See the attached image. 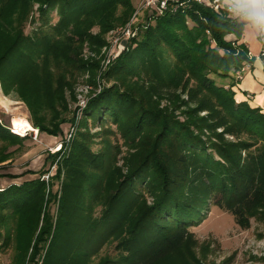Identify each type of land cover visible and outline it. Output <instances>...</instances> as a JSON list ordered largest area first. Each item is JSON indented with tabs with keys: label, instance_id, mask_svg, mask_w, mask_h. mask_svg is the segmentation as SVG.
Instances as JSON below:
<instances>
[{
	"label": "trees",
	"instance_id": "16d2710c",
	"mask_svg": "<svg viewBox=\"0 0 264 264\" xmlns=\"http://www.w3.org/2000/svg\"><path fill=\"white\" fill-rule=\"evenodd\" d=\"M212 1L148 11L101 69L105 35L131 20V0H0V84L39 131L59 135L76 89L92 93L70 144L48 155L50 179L0 188L10 264H207L191 228L211 205L242 229L264 223V111L234 91L253 62L239 43L250 0ZM35 4L40 25L26 34ZM25 138L0 121V164ZM108 247L115 254L101 255Z\"/></svg>",
	"mask_w": 264,
	"mask_h": 264
},
{
	"label": "rangeland",
	"instance_id": "374dc122",
	"mask_svg": "<svg viewBox=\"0 0 264 264\" xmlns=\"http://www.w3.org/2000/svg\"><path fill=\"white\" fill-rule=\"evenodd\" d=\"M142 0H131L137 13L133 26L142 22L151 14L148 11L140 10ZM38 4H35V10L25 26V33L31 34L39 25L40 21L37 12ZM134 16V15H133ZM54 23L57 16L54 12ZM133 18V17H132ZM131 18V20H132ZM131 20L128 22L130 23ZM119 25L111 29L105 35L106 45L102 48L103 61L101 69L106 68L108 56L116 58L125 50L128 42L122 36V29L128 25ZM97 32L98 28H94ZM119 39V41L117 40ZM263 57V56H261ZM91 88L80 86L76 89L75 96L69 100V111L64 114L67 118L66 122L60 125L61 133L53 136L39 131L38 138H33L34 133L28 132L27 136L21 143L11 146L6 150L9 153V159L0 164V175L13 174L22 175L17 179H10L7 176H0V188L7 187L13 183L21 184L26 180L38 178L41 171H49L48 174L42 176V179L49 180V175L56 163L52 158H48L49 153L56 154L63 152V145H69L73 139L77 124L75 125L71 119H75L78 123L79 113L85 108L90 100L92 93ZM14 116L26 117L33 127L32 116L27 105L19 99L16 94L5 95L0 85V121L10 126L11 119ZM98 130V129H96ZM95 130V131H96ZM63 140V141H61ZM63 148V149H62ZM3 149L0 143V151ZM29 172H37L31 174ZM52 175L54 174L51 173ZM60 188V181L54 180L53 190ZM57 212V204H51V213ZM206 217L203 222L191 228L199 245L196 247L198 256L207 264H264V223L252 220L249 229L240 228L234 217L218 206L211 205L205 211ZM115 254L114 247L104 249L101 255ZM11 252L0 254V264H10Z\"/></svg>",
	"mask_w": 264,
	"mask_h": 264
},
{
	"label": "crops",
	"instance_id": "0c3cea01",
	"mask_svg": "<svg viewBox=\"0 0 264 264\" xmlns=\"http://www.w3.org/2000/svg\"><path fill=\"white\" fill-rule=\"evenodd\" d=\"M226 1L235 5L240 4V0ZM241 8L244 12L242 19L246 21V25L239 43L247 46L253 62L243 68L242 78L234 87L236 100L238 102L246 101L252 107H260L264 111V58L261 57L263 45L259 37L258 27L252 20L253 15H255L254 11L249 7V3L241 6Z\"/></svg>",
	"mask_w": 264,
	"mask_h": 264
},
{
	"label": "built area",
	"instance_id": "2783aa9c",
	"mask_svg": "<svg viewBox=\"0 0 264 264\" xmlns=\"http://www.w3.org/2000/svg\"><path fill=\"white\" fill-rule=\"evenodd\" d=\"M177 1L178 0H142L140 3V10H142V11L143 10L144 11L145 10L146 11H155L156 13H163L164 11H166L169 8L175 9V5H176ZM197 1L202 2L204 0H197ZM211 4L214 6V8L216 10H219L221 5H222V1L221 0H213L211 2ZM229 10H231V7H229ZM139 12L140 11H136L131 22L128 23V25L122 29V36L127 40L135 35V31L133 29V22L137 16V13H139ZM252 20L254 21V23L258 27L259 37H260L262 45H263L261 56H264V24H261L260 22H258V20L255 18V15H253ZM117 40L119 41L118 38H117ZM110 60H111V57L108 56L106 64L110 63L111 62ZM240 78H242V76H240ZM10 130L19 136H25L28 134V132H30V134L33 133V131H27L25 134H21L13 127H10ZM33 138L36 140L38 138V133H34Z\"/></svg>",
	"mask_w": 264,
	"mask_h": 264
},
{
	"label": "bare ground",
	"instance_id": "6f19581e",
	"mask_svg": "<svg viewBox=\"0 0 264 264\" xmlns=\"http://www.w3.org/2000/svg\"><path fill=\"white\" fill-rule=\"evenodd\" d=\"M10 126L15 128L21 134H25L27 131H33V133L39 134V130L33 127L31 122L26 117L14 116L11 119Z\"/></svg>",
	"mask_w": 264,
	"mask_h": 264
},
{
	"label": "clouds",
	"instance_id": "9594fccd",
	"mask_svg": "<svg viewBox=\"0 0 264 264\" xmlns=\"http://www.w3.org/2000/svg\"><path fill=\"white\" fill-rule=\"evenodd\" d=\"M249 7L254 11L258 22L264 24V0H250Z\"/></svg>",
	"mask_w": 264,
	"mask_h": 264
}]
</instances>
